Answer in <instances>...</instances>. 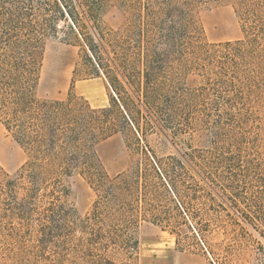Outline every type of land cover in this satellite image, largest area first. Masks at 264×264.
I'll list each match as a JSON object with an SVG mask.
<instances>
[{
	"label": "rangeland",
	"instance_id": "obj_1",
	"mask_svg": "<svg viewBox=\"0 0 264 264\" xmlns=\"http://www.w3.org/2000/svg\"><path fill=\"white\" fill-rule=\"evenodd\" d=\"M39 1L45 10L36 16L42 35L34 98L80 96L93 108L108 106L113 95L108 79L96 74L69 18L52 0ZM82 1L91 5L102 30L114 32L130 23L131 5L145 0ZM186 1L174 6L189 13L199 30L198 43L219 52L209 61L192 63L205 69L191 67L180 81L185 107L169 119L162 101L157 104L161 119L154 116L140 136L123 131L96 144L92 151L104 184L98 186L85 174L65 179L53 212L45 211L46 202L35 201L36 212L24 220L17 209L20 195L0 192V264H88L105 253L95 243L98 237H104L98 239L103 243L117 241L106 251L115 264H264V106L251 122L259 156L243 153L232 160L223 149L212 150L224 94L213 76L205 77L222 59L220 51L246 48L237 43L249 36V23L232 0ZM82 31L90 33V23ZM256 81L264 88V74ZM185 153L201 155L208 164L198 166L197 158L185 161ZM27 160L28 152L0 117L1 176L10 179ZM251 160L261 165L251 167ZM137 175L140 181L127 190L112 187ZM87 237L96 239L86 245ZM81 243L89 256H83Z\"/></svg>",
	"mask_w": 264,
	"mask_h": 264
},
{
	"label": "trees",
	"instance_id": "obj_2",
	"mask_svg": "<svg viewBox=\"0 0 264 264\" xmlns=\"http://www.w3.org/2000/svg\"><path fill=\"white\" fill-rule=\"evenodd\" d=\"M52 1L61 16L69 18V28L79 35L96 74L108 79L113 95L109 105L101 108L91 107L80 96L35 99L42 35L36 16L45 7L39 0H0V117L28 152V160L13 177L0 174V192L20 195L17 209L24 220L36 212L35 201L46 202L45 211L56 210L63 182L69 177L85 174L98 186L103 185L93 147L123 131L140 136L154 116L161 119L157 104L162 101H166L169 119L179 115L186 99V92L179 88L180 81L191 67L204 68L192 63L202 58L209 61L219 52L198 43L199 30L187 11L174 6L178 0H145L138 7L131 5L130 23L114 32L101 29L86 1ZM232 1L241 18L249 23V36L237 43L245 45L244 50L220 51L222 59L205 76L206 80L213 76L212 83L224 94L212 150L223 149L232 155V160L243 153L256 159L259 137L251 122L257 120L264 106V88L256 81L264 74V4L261 0ZM88 23L92 26L90 33L82 31ZM181 156L185 161L199 159L198 166L208 164L201 155ZM249 165L256 168L261 164L251 160ZM139 181L138 175L132 180L122 178L112 187L127 190ZM39 219V226L44 228ZM99 238L95 243L100 242L99 248L105 253L87 263L115 264L107 258L106 251L109 243L117 241L110 238L103 243ZM93 239L96 237H87L86 245ZM81 245L85 249L83 256H89L87 246Z\"/></svg>",
	"mask_w": 264,
	"mask_h": 264
}]
</instances>
